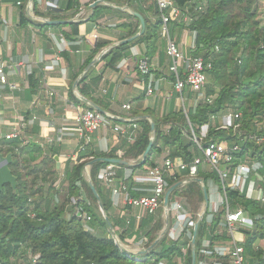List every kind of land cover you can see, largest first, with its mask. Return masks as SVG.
Listing matches in <instances>:
<instances>
[{
  "label": "trees",
  "instance_id": "16d2710c",
  "mask_svg": "<svg viewBox=\"0 0 264 264\" xmlns=\"http://www.w3.org/2000/svg\"><path fill=\"white\" fill-rule=\"evenodd\" d=\"M174 1L181 9L188 8L194 18L187 24L170 22V33L177 29H186L190 34L194 33L195 47L189 53L201 56L206 63L211 64L206 70L207 82L204 94L206 97L212 96L213 99L211 103L199 101L193 104L192 101L187 108L189 122L198 126L207 122L213 114L233 110L241 113L246 128L255 130V123L264 118V0H206L204 9L198 12L194 11V8L198 2L204 0H193L190 4L188 3L190 0ZM139 2L145 5L144 8L138 9L145 20V32L138 39L145 40L148 44L145 54L150 64L149 74L144 77V91H146L153 68L151 58L159 48L164 47L165 41L161 36V19L159 12L154 9L153 0H139ZM79 4V0H67L65 10L77 9ZM35 5L36 2L33 0V12L37 15ZM101 8L100 6L94 8L91 21H96L100 17ZM125 16L126 21L117 25L127 31L125 35L120 36V40L134 35L139 28V21L135 16L129 14ZM23 19L24 16L21 20ZM41 26L47 27L44 24ZM62 26L64 25L57 27ZM67 26L70 31H62L63 37L67 40H75L78 23ZM108 44L109 42L98 39L91 55L85 60L84 67ZM128 48L129 43L112 47L101 59L106 60L108 65H114L127 54ZM61 55L67 62L70 61L67 51H62ZM92 71L93 69H90L80 79L79 92L104 108L106 106L101 100L90 96L84 87ZM170 76L174 81L175 77L172 73ZM29 84L32 91L37 87L34 72L29 75ZM68 93L74 102L87 106L72 92ZM184 95L188 105V99L190 97L194 99V95L188 90L184 91ZM136 122L140 131L137 132L132 143L123 141L121 150L109 147L105 152H92L85 148L80 152V157L125 160L138 158L148 145L151 126L146 119ZM155 122L153 145L144 163L136 167L156 166L152 155L160 154L165 149H168L171 158H180L185 162H190L195 156L200 155L195 144L181 131L182 127L187 128V120L181 110L172 111ZM210 131L213 137L219 139L227 136L224 131ZM46 149L47 152L33 141L20 146L17 138L0 140L1 153L12 154L13 160L9 167L17 178L16 190L6 184L0 193V264H12V259L22 253L23 246L29 248L33 255L39 256L36 264H178V259L183 260V264H191L190 246L186 253L182 252V248L188 244V238L182 234L171 239L168 236L169 230L153 249L136 259L129 257L111 238L107 222L101 215L96 204L97 200L87 184L84 166L88 160L69 166L63 180L57 184L59 172L54 157L58 154V150L53 144H49ZM39 158L40 162L35 164ZM107 164L105 161L93 163L90 166V176L103 209L110 218L111 202L107 191L97 179L99 169ZM123 167L121 165L120 168ZM22 169L25 170L23 174ZM198 177L206 185L210 179L218 182L217 173L208 168H200ZM179 180L178 175L167 178L169 186ZM65 181H67L66 186L63 185ZM126 184L130 194L137 196L128 179ZM80 188L84 190L89 200V203L83 204L84 210L91 215L88 225L96 232L84 228L83 223L74 215L73 206L70 205V198L77 195ZM61 191H64V198L60 203H57L59 200L54 202L55 196L57 198L62 196ZM37 193L38 196H35ZM179 194L186 196L193 204L203 201L202 188L197 182H189L184 187H177L171 193L169 201L172 202ZM227 196L233 209L240 206L251 216H260L255 220L251 230H242V236L246 237L242 242L243 264H264V203L247 199L232 190L227 192ZM67 210L73 212L69 219L66 217ZM153 216H149L141 227L150 224L154 220ZM161 228L162 221L157 217L145 233L148 238L147 246L157 238ZM216 229V224L208 229L204 222L200 223L195 245L196 252L205 238H209L212 242L226 240L224 234L216 233ZM97 233L101 235L98 236ZM118 236L122 240L125 238L122 233Z\"/></svg>",
  "mask_w": 264,
  "mask_h": 264
},
{
  "label": "crops",
  "instance_id": "0c3cea01",
  "mask_svg": "<svg viewBox=\"0 0 264 264\" xmlns=\"http://www.w3.org/2000/svg\"><path fill=\"white\" fill-rule=\"evenodd\" d=\"M48 1L50 0H35V11L38 12L35 15L33 1L29 4V0H0V55L9 65L7 68L9 80L18 87L14 91L0 87V140L5 139L7 133L20 127V139L17 138L20 146L29 141L36 142L41 147L55 145L58 150L55 156L57 158L54 157L55 166L60 174H64L69 166L75 164L72 160L78 141L74 132V118L77 107L83 105L74 102L69 93L68 99H64L63 92H72L77 98V94L83 96L79 92L78 84L90 69L93 71L84 84L85 89L90 96L101 100L106 106L102 108L97 104L104 112L122 119L137 117L139 120L146 119L149 123L153 121L156 124L155 121H159L164 115L177 111V94L173 91L174 81L170 76V59L165 53V39L164 47L159 48L151 58L153 68L149 81L154 83V90L149 95L144 91V80L138 73L136 65L137 56L147 52V42L138 39L143 34L129 42L127 54L114 65H108L106 60L101 59L102 55L82 76L88 66L84 67V62L91 55L97 42L92 37L95 26L99 40L109 42L107 46L120 41V36L125 35L127 31L117 25L126 21L125 14L132 15L130 10L141 14L138 9L144 8L145 5L139 0H79V7L69 10H65L67 0H57L56 7L49 6ZM153 2L155 11H158L155 0ZM96 6L102 7L101 15L96 21H91ZM30 14L39 19L31 18ZM41 19L69 22L50 25L43 23ZM72 23H78V32L75 40H67L63 37L62 31L69 32L70 28L67 25ZM42 24L47 27L41 26ZM58 25L64 26L57 27ZM139 31L140 22L137 32ZM172 33L169 29L170 38L174 39L181 49L189 52L194 41V33L190 34L186 29H177ZM129 37L131 36L127 38ZM62 51L69 53V62L61 55ZM56 57L60 59L56 60ZM63 69L65 75L62 74ZM32 72L37 79V87L33 91L29 84V75ZM79 77L81 78L75 85ZM51 90L53 94L49 95ZM123 104H130V110L123 109ZM186 106L187 102H185L187 110ZM21 121L24 123L23 126ZM60 128L65 131L62 141L49 143L47 138H55ZM184 130L185 128H182L181 131ZM123 141L126 142L111 130L103 129L92 135L86 149L103 152V143L106 142L108 147L121 150ZM167 152L168 149H165L160 154H153L152 159L159 165ZM139 158L140 156L128 159L131 164L117 171L119 179L124 178L128 170L133 171V176L128 180L137 195L142 194V189L149 187L147 183L135 181L136 177L144 176L145 169L148 168L136 167ZM66 184L67 181L64 182L65 186ZM210 189L211 187L209 192ZM105 190L111 202L108 218L117 235L122 233L125 238L133 235L146 236L145 233L155 218L160 217L165 222V212L158 210L153 216L154 220L141 227L151 215L143 214L138 218L137 214L140 212L137 209L123 206L120 198L115 202L110 191L107 188ZM238 236V239H242Z\"/></svg>",
  "mask_w": 264,
  "mask_h": 264
},
{
  "label": "built area",
  "instance_id": "2783aa9c",
  "mask_svg": "<svg viewBox=\"0 0 264 264\" xmlns=\"http://www.w3.org/2000/svg\"><path fill=\"white\" fill-rule=\"evenodd\" d=\"M192 2L193 0H190L188 3ZM47 3L51 7L57 6V0H50ZM155 3L161 19V34L166 40L165 53L170 59L169 70L175 77L173 91L177 94V110H181L187 120V128L183 133L187 139L195 144L200 155L195 156L190 162H185L180 158H171L167 152L159 165L146 168L144 176L135 178L138 183L149 184V187L142 189V194L137 196L130 194L126 184V180L133 176V171L128 170L124 178L119 179L117 177V171L121 167L119 164L108 163L100 168L97 179L110 191L115 202L120 198L123 206L137 209L140 212L137 214L139 218L143 214L155 215L158 210L165 212L163 198L170 187L167 178L178 175L180 176L178 181L181 182L180 186H184L192 182V178L198 177L200 168L215 171L218 175V182L210 179L207 185L204 183L209 197V204L202 215L200 223L204 222L208 229L215 224L217 227H222L223 229H216V233L219 235L224 234L226 240L212 242L209 238L203 239L198 252H196V263L243 264L242 239H238L237 235H240L242 230H251L254 227L255 220L259 219L260 216H251L248 211L240 206L233 209L227 192L229 190L236 191L247 199L264 203V118L255 123V130L246 128L242 122L241 113L233 110L213 114L207 122L198 126H194L189 122L185 108L186 97L184 91L188 90L194 95L195 103L199 101L211 103L213 97H206L204 94L207 82L206 70L211 67V64L206 63L201 56L191 55L181 49L177 42L169 36L170 22L187 24L193 20L194 17L189 9H181L174 0H155ZM205 5L206 0L198 2L194 11H202ZM193 36L195 38L194 34ZM92 37L95 41L99 39L96 26ZM194 47L193 41L190 50H193ZM59 59L60 57H56V60ZM136 65L140 76L144 80V77L150 71L149 59L146 54L137 56ZM8 67L9 65L0 55V87L14 91L18 87L9 80ZM62 74L65 75L64 69ZM153 90L154 83L150 81L145 92L149 95ZM52 94L53 91L51 90L49 95ZM63 98L68 99V91L63 92ZM122 108L130 110L131 106L130 104H123ZM74 120V132L78 141L77 150L73 157L75 163L93 159L92 156L80 157V152L84 151L86 146L90 144L92 135L95 132L109 129L117 136L125 139L127 143H132L137 132L140 131L136 122L139 118L127 117L122 122H115L109 113L99 111L88 105L77 107ZM23 124L21 121V126ZM210 130L215 132L224 131L227 136L222 139L213 137ZM63 135H65V131L60 128L55 138L47 139L49 143L61 142ZM19 136L20 127L7 133L5 139H20ZM108 148L107 143L104 142L103 152L107 151ZM88 171L90 173V167L88 168L85 164V179ZM209 187H211V192H209ZM55 200L58 201L57 196H55ZM87 203H89V200L82 188H80L77 195L70 198L74 215L83 223L84 228L91 232L92 229L88 225L91 221V215L83 208V204ZM201 213H198L197 218ZM170 214L173 215L171 222H169L168 217ZM165 215H167L170 223L171 238L175 239L184 234L188 238V246H190L196 219L191 217L182 200L176 197L172 202L169 201V207ZM110 236L114 243L131 258H138L142 251L148 247L146 236L137 237L133 235L123 240L117 234L110 233ZM38 257V255L32 254V264H36Z\"/></svg>",
  "mask_w": 264,
  "mask_h": 264
},
{
  "label": "water",
  "instance_id": "95a60500",
  "mask_svg": "<svg viewBox=\"0 0 264 264\" xmlns=\"http://www.w3.org/2000/svg\"><path fill=\"white\" fill-rule=\"evenodd\" d=\"M33 0H29V4L32 2ZM130 13L137 17L139 22H140V31L137 32L135 35L129 37V38H126V39H123V40H120L118 42H115L109 46H106L104 49L101 50V52L98 54V56H96L89 64L88 66L86 67L84 73L82 74V76L89 70V68L98 60L100 59V57L105 54L109 49H111L112 47H115V46H118V45H121V44H125V43H129L131 42L132 40L136 39L137 37H139L141 34L144 33L145 31V20L143 18V16L141 14H139L138 12H135V11H132L130 10ZM31 18H35V19H39V18H36V16H34L33 14H30ZM41 21L43 23H46V24H62V23H67L69 21H54V20H44V19H41ZM81 76V77H82ZM79 77L76 82H75V85L78 83V80L81 78ZM78 98L84 102L85 104H87L88 106L90 107H93L99 111H102L104 112L97 104H95L93 101L85 98L84 96H81L79 95ZM110 117L114 120H117V121H124V119H122L121 117H118V116H115V115H112L110 114ZM150 125H151V133H150V137H149V142H148V145L146 146L144 152L142 153V155L140 156L139 158V164H143L152 145H153V142H154V133H155V123L153 121H150ZM57 158V157H55ZM13 160V157H12V154L11 153H7L5 155H3L0 151V193L1 191L3 190V187L4 185L6 184H9L13 190H16V185H17V179L15 177V175L12 173L9 165L11 164ZM97 161H105L107 163H113V164H119V165H123V166H128L131 164L130 161H127L125 159H121V158H94L90 161H88L86 163V166H88V168L95 162ZM57 167H58V163H57ZM86 181H87V184L88 186L90 187L92 193L94 194L96 200H97V204H98V207H99V211L101 213V215L103 216V218L105 219V221L107 222V225H108V231L113 234V235H116V232L114 231L113 229V226L106 214V212L104 211L103 209V204L101 202V199L97 193V190L91 180V176H90V173L88 171L87 175H86ZM192 182H197V183H200L201 184V188H202V192H203V197H204V207H203V210H202V213L199 215V217L196 219L195 221V224H194V227H193V231H192V237H191V245H190V250H191V264H196V250H195V241H196V236H197V232H198V227H199V224H200V220L202 219V215L203 213L206 211L207 207H208V204H209V197H208V193H207V189H206V186L203 182V180L201 178H192L191 179ZM181 185V182H176L174 183L173 185H171L165 195H164V198H163V208L165 210V214H167V210H168V207H169V197L171 195V193ZM167 225H168V217L166 215V219H165V225H164V228L162 229L161 233L157 236V238L147 247L145 248L143 251H142V254L150 251L151 249H153L155 247V245L159 242V240L164 236L166 230H167Z\"/></svg>",
  "mask_w": 264,
  "mask_h": 264
},
{
  "label": "rangeland",
  "instance_id": "374dc122",
  "mask_svg": "<svg viewBox=\"0 0 264 264\" xmlns=\"http://www.w3.org/2000/svg\"><path fill=\"white\" fill-rule=\"evenodd\" d=\"M235 14H237V11L235 10ZM172 35H173V33H172ZM188 105L186 106L187 108H189V104H192V101H193V104H196L195 103V100L193 99V98H189L188 99ZM183 128V127H182ZM44 148V150H45V152H47V147L46 146H44L43 147ZM155 156V155H154ZM40 158H39V160H37L36 161V163L35 164H37L38 162H40ZM73 162H74V160H72ZM25 172V170H21V173L23 174ZM64 171H62V173H63ZM16 177V176H15ZM63 178H64V174H60L59 173V175H58V179H57V181H56V183L58 184H60V182L63 180ZM17 179V178H16ZM100 183V182H99ZM39 184H41L40 182H39ZM101 184V183H100ZM64 185V184H63ZM102 185V184H101ZM58 186V185H57ZM60 186V185H59ZM62 186V185H61ZM103 186V185H102ZM185 186V185H184ZM183 185L182 186H179V187H184ZM47 187V185H45V188ZM105 189H106V187L105 186H103ZM61 188V187H60ZM64 192V191H63ZM63 192L61 191V194H62V196H60V197H58V202L55 200V198H54V202H57V203H60L61 201H62V199L64 198V196H63ZM35 196H38V193L35 195ZM177 198L178 199H180V200H182V202L186 205V209H187V211L189 212V214L191 215V217L193 218V219H197V215H198V213H200V212H202V210H203V207H204V197H203V201H201V202H197V203H190L189 202V200H187V198H186V196H184V195H182V194H179V196H177ZM96 204H97V202H96ZM97 206H98V204H97ZM67 208L69 209L70 207H68V205H67ZM72 215H73V212H70V211H68L67 210V213H66V217L69 219V218H71L72 217ZM169 222H171V220H172V218H173V215L172 214H170L169 216ZM162 221V220H161ZM168 222V225H167V230H166V232L169 230V232H168V236L171 238V230H170V223ZM164 225H165V222L164 221H162V228H161V230H160V232H159V234L161 233V231H162V229L164 228ZM217 229L219 230V229H223L222 227H220V226H218L217 227ZM91 232H96L95 230H92ZM165 232V233H166ZM158 234V235H159ZM97 235L98 236H100L101 235V233H97ZM157 235V236H158ZM238 236V235H237ZM238 237H242V242L243 241H245L246 240V237L245 236H242V234H240ZM172 239V238H171ZM258 242H261V241H258ZM188 244H186V246L185 247H183L182 248V252L183 253H186L187 252V250H188ZM22 253H19V255H17L16 257H14L13 259H12V264H32V262H31V257H32V253H31V251L29 250V248L27 249V247L26 246H23L22 247ZM178 264H183V260H181V259H178Z\"/></svg>",
  "mask_w": 264,
  "mask_h": 264
}]
</instances>
